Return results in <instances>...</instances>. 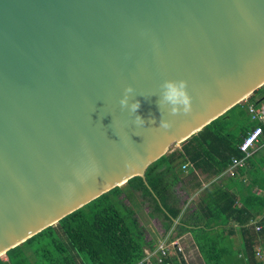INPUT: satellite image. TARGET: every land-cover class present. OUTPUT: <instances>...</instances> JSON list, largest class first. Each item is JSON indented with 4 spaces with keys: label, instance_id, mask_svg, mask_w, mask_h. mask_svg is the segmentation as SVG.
<instances>
[{
    "label": "water",
    "instance_id": "obj_1",
    "mask_svg": "<svg viewBox=\"0 0 264 264\" xmlns=\"http://www.w3.org/2000/svg\"><path fill=\"white\" fill-rule=\"evenodd\" d=\"M263 84L264 0H0V256Z\"/></svg>",
    "mask_w": 264,
    "mask_h": 264
},
{
    "label": "trees",
    "instance_id": "obj_2",
    "mask_svg": "<svg viewBox=\"0 0 264 264\" xmlns=\"http://www.w3.org/2000/svg\"><path fill=\"white\" fill-rule=\"evenodd\" d=\"M249 104L264 105V84L181 142L179 148L149 164L143 176L129 178L8 249L0 256V264H134L143 256V248L155 242L145 237L137 220L145 205L146 215H156L164 231L173 228L176 235L192 234L202 264H233L235 260L264 264V258L256 257L259 249L264 252V138L244 167L221 178L226 179L225 184L215 180L202 188L193 206L185 207L188 199L178 205L174 192L188 178L194 193L201 187L196 170L219 178L231 157L242 155L239 144L256 125L248 114ZM185 163L191 168L182 169ZM245 177L248 181L242 182ZM231 182H236L235 190ZM227 226L231 232L237 228L235 247L220 233ZM172 264L186 263L174 260Z\"/></svg>",
    "mask_w": 264,
    "mask_h": 264
},
{
    "label": "built area",
    "instance_id": "obj_3",
    "mask_svg": "<svg viewBox=\"0 0 264 264\" xmlns=\"http://www.w3.org/2000/svg\"><path fill=\"white\" fill-rule=\"evenodd\" d=\"M248 114L252 121L256 122L250 130L247 131L239 144V150L242 152L240 157L232 156L230 164L226 167L222 174L234 175L238 168L244 167L247 158L256 151L260 141L264 138V105L256 107L253 104L247 106ZM187 163L183 164L185 168ZM191 166V165H190ZM257 229L259 226L256 227ZM173 228L166 231L164 235L160 236L153 244V246H146L143 248V256L134 264H172L174 260L180 262L183 260L186 264L189 261L184 255V242L181 235H172Z\"/></svg>",
    "mask_w": 264,
    "mask_h": 264
},
{
    "label": "rangeland",
    "instance_id": "obj_4",
    "mask_svg": "<svg viewBox=\"0 0 264 264\" xmlns=\"http://www.w3.org/2000/svg\"><path fill=\"white\" fill-rule=\"evenodd\" d=\"M181 143H176L170 146V150L175 149V148H179ZM260 148V146L257 147L256 150H258ZM169 150V151H170ZM182 169H186L184 166H182ZM174 192L176 195V199H177V203L178 205L182 206L183 200L184 199H189V196H187L186 192L181 189L180 184L176 185L174 187ZM187 206H193L192 204H185V207ZM148 212V207L145 205L143 206V211L141 212V215L137 217V220L140 224V227H142L143 232L145 234V237L147 239H154L155 241L162 235L165 234L166 231H164V226L162 224V222L159 220V218L154 215L153 217H149L146 215V213ZM220 231V229H219ZM175 231H173L172 235H175ZM182 240L185 241L184 242V255L187 258V260L189 261V264H202L203 261L201 259V255L199 250L196 248L195 243H191L189 240L190 239H183ZM260 251V255H256L257 259L259 260H263L264 258V252L262 249H259ZM236 261V260H235ZM234 263L235 264H241L240 261L238 260ZM233 263V264H234Z\"/></svg>",
    "mask_w": 264,
    "mask_h": 264
},
{
    "label": "clouds",
    "instance_id": "obj_5",
    "mask_svg": "<svg viewBox=\"0 0 264 264\" xmlns=\"http://www.w3.org/2000/svg\"><path fill=\"white\" fill-rule=\"evenodd\" d=\"M186 84L187 82L184 80H181L179 82V85H177L176 82L174 81H166L165 82V92L163 93V96L161 98L160 101H158V106L160 105V103L167 101L170 102L171 104L175 105L178 101L182 102L184 104V112L188 113L191 111L192 109V98L189 95L187 88H186ZM133 91V88L131 85H129L126 89H125V93L126 95L120 100V104L122 107H128V101H129V96L127 95L128 93H131ZM140 101H134L131 105H130V110L135 113L137 112V110L140 108ZM179 111L178 108L173 107L172 109V113L176 114ZM137 121L142 123L143 122V118L140 116H137ZM161 127L163 128H169L171 127V123L169 121H165V120H161ZM187 167L190 166L189 163H187ZM191 167V166H190Z\"/></svg>",
    "mask_w": 264,
    "mask_h": 264
},
{
    "label": "crops",
    "instance_id": "obj_6",
    "mask_svg": "<svg viewBox=\"0 0 264 264\" xmlns=\"http://www.w3.org/2000/svg\"><path fill=\"white\" fill-rule=\"evenodd\" d=\"M187 168H189V167H186V169ZM191 168V167H190ZM196 172V174H197V177H198V179L200 180V182H201V187H200V189L198 188L194 193H192V191L194 190L193 188H192V186H191V183L190 182H187V179L188 178H185L184 179V184H183V186L180 184V187H181V189H183L185 192H186V194H187V192H189L190 193V197H189V199L187 200L188 202L186 203V204H192L193 205V203H192V201H197V195H198V193L201 191V189L202 188H205L207 185H209L212 181H215V180H217V181H219V182H221V184H225V182H224V180H226V179H222V180H220L221 178H226V176L228 177V176H231V175H229V174H221L220 176L221 177H215V176H210V175H207V173H200L198 170H196L195 171ZM195 180H193V182H194ZM248 181V179L245 177V178H243V180H242V182H247ZM229 184H233V187H232V189L233 190H235L237 187L235 186V184H236V182H231V183H229ZM257 192H261V190L258 188V187H255L254 188ZM220 233H222V235H226V236H228V239H229V244L232 246V247H235L237 244H238V242H239V235H238V232H237V228L236 229H234V231L233 232H231V229L230 228H228V226L227 227H224V229H222V231H220ZM182 237H183V239L185 240V239H190L189 241L191 242V243H195V241L193 240V238H192V234L190 233V232H185V233H183L182 235H181ZM195 246H196V248L198 249V247H197V245H196V243H195ZM199 250V249H198ZM201 259H202V257H201ZM203 261V260H202Z\"/></svg>",
    "mask_w": 264,
    "mask_h": 264
}]
</instances>
